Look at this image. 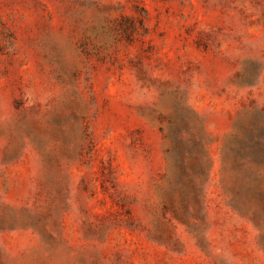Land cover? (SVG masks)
Instances as JSON below:
<instances>
[{"label": "rangeland", "instance_id": "rangeland-1", "mask_svg": "<svg viewBox=\"0 0 264 264\" xmlns=\"http://www.w3.org/2000/svg\"><path fill=\"white\" fill-rule=\"evenodd\" d=\"M0 264H264V0H0Z\"/></svg>", "mask_w": 264, "mask_h": 264}]
</instances>
